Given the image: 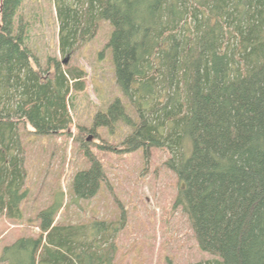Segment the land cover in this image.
Returning <instances> with one entry per match:
<instances>
[{
    "label": "trees",
    "instance_id": "1",
    "mask_svg": "<svg viewBox=\"0 0 264 264\" xmlns=\"http://www.w3.org/2000/svg\"><path fill=\"white\" fill-rule=\"evenodd\" d=\"M24 0H0V216L22 219L27 197L20 125L47 137L72 124L69 102L84 73L53 62L51 77L33 66ZM66 56L112 27L120 99L93 117L89 133L129 127L124 152L167 149L177 178L174 207L187 217L200 251L194 264H264V0H52ZM48 72V71H46ZM86 143L84 129L78 131ZM89 162L71 182L74 200L93 198L105 173ZM60 201L38 215L40 234L4 249L5 264H112L122 223L59 226ZM166 264H171L166 260Z\"/></svg>",
    "mask_w": 264,
    "mask_h": 264
},
{
    "label": "rangeland",
    "instance_id": "2",
    "mask_svg": "<svg viewBox=\"0 0 264 264\" xmlns=\"http://www.w3.org/2000/svg\"><path fill=\"white\" fill-rule=\"evenodd\" d=\"M19 20L26 29V45L33 66L52 75L53 62L84 73V90L73 92L70 106L72 124L65 134L40 137L27 124L20 125L26 170L27 197L22 202L21 220L0 216V264L4 249L19 238L40 234L39 213L55 202L62 208L56 215L59 226H81L93 222L123 224L115 239L112 264H194L215 260L199 250L186 215L174 207L177 178L165 163L167 149L151 150L146 160L141 150L124 152L121 145L131 130L117 124L89 133L93 117L120 99L135 118L128 102L116 86L111 53L106 45L112 27L103 22L96 36L76 51L59 52L58 22L52 0H24ZM48 71V72H46ZM84 129L86 143L80 145L78 131ZM83 147L101 163L105 181L88 200H74L71 182L74 175L89 168Z\"/></svg>",
    "mask_w": 264,
    "mask_h": 264
}]
</instances>
